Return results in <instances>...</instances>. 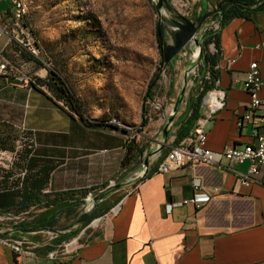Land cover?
<instances>
[{"label":"crops","instance_id":"1","mask_svg":"<svg viewBox=\"0 0 264 264\" xmlns=\"http://www.w3.org/2000/svg\"><path fill=\"white\" fill-rule=\"evenodd\" d=\"M194 1L195 17L190 20L210 14L217 0ZM11 14L10 1L0 0V22L9 21ZM219 48L213 68L217 79L211 89L224 93V106L205 125V146L212 151L226 146L241 148L253 142L255 131H263L258 114L250 111L249 94L242 80L254 62L264 77V10L233 18L220 28ZM0 62H7L21 76L41 74L43 70L19 53L7 34L0 37ZM201 65L204 68L202 61ZM260 95L264 96V87ZM184 105L168 133L161 119L152 124L149 145L145 144L144 154L151 155L144 179L103 198L94 211L96 220L86 226L77 223L62 234L13 235L25 242L20 253L0 239V264L263 263L264 185L255 182L242 186L234 172L246 173L247 162L231 164L223 159V169L198 165L158 171L169 150L181 142H175L174 131L188 112L187 102ZM246 114L250 115L248 120L244 119ZM0 125L33 130L36 148L23 186L32 193L46 194L54 205L48 209L61 211L53 228L63 229L75 221L84 212L82 205L76 204L88 194L94 197L141 172L140 161L121 167L128 138L121 125L114 129L84 125L39 83L34 85L13 76L0 78ZM260 178H264V164ZM194 180L201 183L197 191L193 189ZM76 190L88 192L84 198L52 196ZM193 196L199 208L182 205L169 210V204ZM44 210V205L39 206L36 214ZM5 229L0 237L5 236ZM73 232L78 233L70 235ZM79 234L82 243L78 249L57 259L46 257L53 245ZM62 235L70 237L58 239Z\"/></svg>","mask_w":264,"mask_h":264},{"label":"rangeland","instance_id":"2","mask_svg":"<svg viewBox=\"0 0 264 264\" xmlns=\"http://www.w3.org/2000/svg\"><path fill=\"white\" fill-rule=\"evenodd\" d=\"M155 2L25 0L26 24L39 42L38 66L44 76L39 82H45L47 71L55 68L89 119L119 124L129 139L147 145L152 124L158 119L166 124L170 117L175 118L188 97L198 94L203 74L195 45L176 55L170 67L171 61L163 64L160 42L156 41ZM169 3L172 13L162 8L166 18L177 14L195 17L194 0ZM163 41L172 43L167 26ZM44 64L48 65L45 70ZM155 74L159 77L156 95L146 102L149 123L141 128L143 96ZM176 103L178 109L174 110ZM3 216L0 230L11 226Z\"/></svg>","mask_w":264,"mask_h":264},{"label":"built area","instance_id":"3","mask_svg":"<svg viewBox=\"0 0 264 264\" xmlns=\"http://www.w3.org/2000/svg\"><path fill=\"white\" fill-rule=\"evenodd\" d=\"M11 3L12 14L11 18L7 22H0V37L3 34H7L11 42L16 46L19 53L25 54L28 58L35 62L39 60V42L35 38L34 34L26 24V16L28 11L25 10L18 2V0H9ZM217 27V20L209 22L206 27ZM205 29V28H204ZM202 29L198 38H202ZM36 63V62H35ZM43 63V62H42ZM45 68L48 66L44 64ZM15 77L21 81L38 84V80L44 78L39 73H35L28 76H21L19 71L8 67L7 62H0V78ZM42 86V85H41ZM44 87V86H42ZM242 87L249 94V107L253 114H258L259 122L263 128V131L257 130L253 136V142L245 144L243 147L238 148L235 146H226L219 151H212L206 148L207 133L205 131V125L210 121L213 114L224 106V93L217 89H211L206 92L201 100V117L196 121L191 133L181 140V142L172 147L167 153L166 157L158 166L159 172H169L180 169L182 167H194L198 165H205L214 167L216 169H223L224 166L221 163L223 159L227 160L231 164L248 163L246 173L235 172L238 182L242 186H249L252 183L259 182L264 185V178H260L261 168L264 164V96L260 95V90L264 87V77L261 76L257 63H252L249 66V70L245 72L242 80ZM67 112H70L63 101H56ZM249 114L244 116V119L248 120ZM12 139L10 140L8 148L0 147V192L4 189H18L22 186V180L27 173V169L24 165V160L21 162L22 167L16 168V163L20 161V155L25 148L31 149L32 152L36 148V140L33 130H28L23 126H13ZM129 140V138H127ZM32 153L28 155L30 157ZM16 181L15 185L14 182ZM197 181V182H195ZM201 188V183L198 180H194L193 189L195 191ZM92 195L88 194L85 198V202L82 205L84 211L90 210L92 204ZM191 205L195 208H199L196 198L190 197L182 199L176 204H169L168 208L172 206ZM37 212L35 206L29 207L19 213H3L0 214V218L4 217L10 221L11 226L6 227L5 231L15 228L20 224L30 222ZM85 228L81 233H83ZM2 230H0L1 232ZM53 237H51L52 239ZM82 234H79L68 240H64L53 245L52 249L46 254L48 259H57L60 256L67 255L81 246ZM3 242L12 249L15 253H20L24 249L25 242L23 240L14 239L11 235H5L0 237ZM261 264H264L261 263Z\"/></svg>","mask_w":264,"mask_h":264},{"label":"trees","instance_id":"4","mask_svg":"<svg viewBox=\"0 0 264 264\" xmlns=\"http://www.w3.org/2000/svg\"><path fill=\"white\" fill-rule=\"evenodd\" d=\"M221 5L218 9L212 8L210 11L209 17L205 20L202 29H204L202 34V56L201 60L203 62V70L202 74V87L200 88L198 94L196 96L188 97L187 100V108L188 112L179 119L178 126L174 131V140L175 142H180L184 138H186L192 131L195 126L196 121L201 117V100L207 91L211 90L212 83L217 79L216 73L213 70L214 66L217 62L218 53L220 51L219 48V31L225 24H227L231 19L236 17H244L249 13L264 10V0H217L216 5L221 2ZM163 8L168 12L172 13L173 8L169 3V0H163ZM217 20V27L214 26L206 27L209 22ZM207 21V22H206ZM161 36L162 39H165V26L161 25ZM156 41L159 43L158 36L156 33ZM210 47L214 50L211 51ZM173 61V60H172ZM172 61L169 63V67L172 65ZM37 64H40L35 60ZM159 79L158 74H155L154 78L151 79L147 85V89L144 93L143 99L144 104L141 108V119H140V127L144 128L148 125L150 116L148 115V109L146 108V102L152 101L156 95V81ZM40 85H45L47 91L51 94V96L56 100L63 101L67 106L70 112H73L80 121L86 125L91 127H102V128H116V125L106 124L101 121L92 122L85 115L84 109L82 107L81 102L73 95L70 88L67 86L64 80L61 79L59 72L55 69H49L47 71V80L44 82H38ZM12 125H5L1 127L0 125V147L8 148L10 140L12 139ZM124 131V130H123ZM146 151V145L138 142L136 138H131L129 140L126 139L125 144V154L123 160L121 162V167L123 169L134 165L140 161V158L144 155ZM34 152L31 149L25 148L22 154L20 155V161L16 163V168L22 167V161L24 160V165L27 169L28 174V163L33 159ZM32 153L30 157L28 155ZM22 186L18 189H4L0 192V214L11 212V213H19L24 211L25 209L35 206L38 207L44 205L46 210L35 214L33 219L25 224H20L16 226L19 230H28V229H38L44 227H54L56 223V216L61 212L58 209H48L53 204L50 203V199L46 194H37L27 191L24 188L23 181ZM26 182V181H25ZM16 181L14 182L15 185ZM23 188V189H22ZM88 191L85 190H76V191H68L64 193H54L52 196L55 199L61 198L62 195H79L81 198L86 196ZM83 205L84 201L79 202L76 206ZM54 206V205H53ZM107 211V210H106ZM96 218V212H94L85 222L82 223L83 226L88 225L92 220ZM78 232H73L70 235H76ZM70 235H62L59 236L58 239L68 238Z\"/></svg>","mask_w":264,"mask_h":264},{"label":"water","instance_id":"5","mask_svg":"<svg viewBox=\"0 0 264 264\" xmlns=\"http://www.w3.org/2000/svg\"><path fill=\"white\" fill-rule=\"evenodd\" d=\"M222 1L216 5V9H218L221 5ZM163 8V0H156L155 2V11L158 17L156 33L158 36V40L160 42V50L162 53V62L163 64H168L176 55H178L184 49H192V46L195 45L196 52L201 60L202 56V38H198V33L201 31V27L204 24L205 20L209 17V13H205L199 20H190L182 15H176V18H166L162 13ZM167 26L169 32L172 36V43L168 44L163 41L161 36V25ZM197 58V56H196ZM202 61V60H201ZM162 64V65H163ZM178 104L176 103L174 110H177ZM173 118L170 117L164 126L165 133L169 132L170 127L172 126ZM151 153L144 154L140 158L141 172L138 176L133 177L131 180H127L123 183H118L114 186H110L105 190L101 191L94 197H92V208L88 211H84L75 221L66 226L63 229H56L53 227H44L38 229H28V230H19L17 228H12L5 231L4 235H24L30 233H38V232H48L52 234H62L66 231H69L73 225L77 223L85 222L96 210L98 203L105 198L107 195L112 192L128 188L140 180L144 179L148 174V161ZM94 219L93 221H95Z\"/></svg>","mask_w":264,"mask_h":264},{"label":"bare ground","instance_id":"6","mask_svg":"<svg viewBox=\"0 0 264 264\" xmlns=\"http://www.w3.org/2000/svg\"><path fill=\"white\" fill-rule=\"evenodd\" d=\"M18 2H19V4L25 9V10H28L27 8H26V5H25V0H18ZM201 30H202V28H201ZM199 33H201V32H199ZM198 33V35H200ZM197 35V36H198ZM192 52V51H191ZM193 53V52H192ZM197 53V52H196ZM193 55V54H192ZM196 55H194V57H195ZM196 58V57H195Z\"/></svg>","mask_w":264,"mask_h":264}]
</instances>
